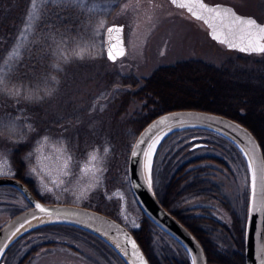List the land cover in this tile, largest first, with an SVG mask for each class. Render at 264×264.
Returning <instances> with one entry per match:
<instances>
[{
  "label": "rangeland",
  "instance_id": "rangeland-1",
  "mask_svg": "<svg viewBox=\"0 0 264 264\" xmlns=\"http://www.w3.org/2000/svg\"><path fill=\"white\" fill-rule=\"evenodd\" d=\"M205 1L229 4L237 12L251 15L260 21L264 18V0ZM48 2L49 0H31L27 13L18 24L17 34L8 56L11 62L16 60L17 52L21 55L27 40L35 35L40 36L43 32L38 33V28H33L31 32L25 33L24 29L28 27L27 18L30 14L35 13L39 23L42 13L49 14L43 7V4L47 5ZM52 3H62L67 8L71 6L78 13L76 15L78 17L80 15V22L76 29L74 27V32H64L65 34L60 37L53 35L54 39L52 36L48 37V34L53 33L44 31L42 33L44 35L41 34L42 39L50 44L48 47L52 49L50 51L59 67L62 69L65 67L61 71L62 74H53L49 78L35 81L32 87L17 81L9 83L7 89H10L11 93L20 91V104L24 112L22 117L13 120L4 118L0 121V172L3 173L0 176H14L20 166L35 192L31 190L40 199L89 207H95L99 203L105 205L112 203V207L125 224L129 227H133V223L138 226L137 209L126 184L130 153L127 144L132 146L136 133L134 135L127 127L129 125L127 121L136 116L142 102L131 99L127 108L116 115L120 105L114 103V98L120 94L121 87L113 83L116 79L114 77L133 75L140 78L150 75L162 65L200 60L227 69L232 79L247 80L251 77L255 79L264 74V65L259 63L264 60V53H245L227 48L211 38L207 26L202 21L193 18L184 8L175 6L170 0H85L81 4H77L76 0H52ZM100 21L105 22V29L112 23L124 25L127 51L117 61L107 59L104 49L105 31L101 29L94 35ZM80 48L87 50L83 59L73 55L74 51ZM64 55L70 58L67 63L63 60ZM200 74L202 73L197 71L181 78L176 77L160 84L158 88L174 100L188 98L205 101L209 87L207 77L199 78ZM54 76L59 81L58 86L51 80ZM46 89L55 90L47 96ZM236 90L235 93L238 92ZM29 92L33 95L30 103L24 99ZM214 92L216 102L224 104L226 98L223 94L229 90L218 87ZM255 94L257 95V97L253 95L255 98L262 97ZM36 96L40 98L36 99ZM37 104L41 107L40 110L33 108ZM87 129L92 136L86 135ZM201 129L175 130L177 132L170 133L172 136L162 140L153 159V168L154 164L156 165L154 172L152 168L154 186L159 184L158 193H162L161 184L163 185L165 179L162 180L158 174L161 161L166 154H171L181 146L174 155V167L170 173L185 160L207 154L220 156L219 154L223 153L227 155L225 165L217 164L212 159L202 164L207 165L208 174L213 178L219 206H222L221 199H225L230 208L224 220L231 222L233 214H237L241 220L246 219L251 192V172L247 159L241 149L225 136L206 128ZM45 135L50 138L48 142L41 139ZM81 135H85L82 144ZM193 138L199 140L189 144V139ZM86 140H91L94 145H85ZM208 141H211L208 146L193 148L197 142ZM53 143L57 145L64 143L66 148L56 152ZM41 144L44 145V150L36 152L34 148ZM220 145L226 148L232 145L240 154L232 158ZM104 147L109 149L107 157H103ZM92 149H99L102 159L93 163L102 171L96 174L95 179L92 174L87 181H83L78 178L80 164ZM15 153L19 159L16 163ZM69 157L72 176L66 178V183L61 185L53 177L60 175L63 161ZM33 168L36 170L32 171ZM85 182L92 186L86 189L84 195H79L78 192ZM0 193L2 195L5 193L6 196H3V201L0 202L1 225L13 214L28 207L29 203L15 187L0 186ZM201 202L203 200L200 198H191L186 204L192 206L202 204ZM159 228L158 226L154 230L153 245L157 252L161 253L164 244L169 241L167 235L161 233ZM37 235L34 234L32 237ZM55 236L56 234L50 233L47 239ZM59 238L67 244L61 242L56 245L40 244L42 240L35 238L32 241L31 239L20 241L4 259V264H18V261L27 255V250L33 243H39V247L25 264H126L113 249L104 247L102 243L86 235L74 238L62 234ZM218 239L225 243L226 247L232 246L227 236L219 233Z\"/></svg>",
  "mask_w": 264,
  "mask_h": 264
},
{
  "label": "trees",
  "instance_id": "trees-1",
  "mask_svg": "<svg viewBox=\"0 0 264 264\" xmlns=\"http://www.w3.org/2000/svg\"><path fill=\"white\" fill-rule=\"evenodd\" d=\"M30 2L31 0H0V69L4 73L0 75V78L3 79V83L0 84V121L4 118L13 120L22 117L24 112L20 104L21 99L19 96H16L14 93H11L10 89H7L9 83L17 81L18 83L22 82L32 87L35 81H40L42 78H49L53 74H62L60 70L53 67L54 65H59V63L51 53V48L48 47L50 44L44 38L42 39L41 34L44 31L53 33L48 34V37L50 38L52 36L51 38L54 39L53 35L60 37L65 34L64 32H74V27L76 29V26L80 22V15L78 17L76 15L78 13L71 6L67 8L62 3L52 2H48L47 5L43 4L44 10L49 12V16L45 12L42 13L40 26L37 29L38 33L43 32L40 36L35 35L32 39L26 41L22 48L23 52L20 55L22 59L18 62L16 60L11 62L8 56L17 34L18 24L27 13ZM38 36L39 38H37ZM16 63H18V68L15 71V75L8 76L9 66L14 67ZM259 63L264 65V60ZM197 71L202 73L198 75L199 78L207 77L206 82L209 88L208 97L205 101L188 98L174 100L171 97L170 99L158 88L160 84H164L170 79L176 77L181 78L186 76V74ZM228 72L230 73L225 68L209 65L200 60H191L179 62L176 65L159 66L150 75L145 77L138 78L133 75L114 77L116 79L113 80V83L121 87L120 94L114 98V103L120 105V108L118 107L116 111V115L127 108L131 99L141 101V109L136 111L135 117L127 121V124H129L127 127L132 130V133L134 132V135L135 133L137 135L149 121L168 110L197 108L213 111L229 116L247 125L257 136L264 152V124H262L264 123V74L255 79L251 77L247 80H241L240 78H230ZM218 87L229 90V92L223 94L226 98L224 104H218L216 102L214 91ZM235 89L238 90L237 93L234 92ZM255 93L260 94L262 97H253V95L257 97ZM33 108L37 110L41 109L39 104ZM187 130L202 129L199 127H186L177 131ZM89 133L90 130L87 129L86 135L92 136ZM172 134L168 135L166 139L172 136ZM84 136L81 135L80 137L82 139L80 140L81 144L83 143ZM197 140L199 139H189V144ZM209 142L211 141L205 142V145L202 147L208 146ZM84 144L89 146L94 145L91 140H86ZM127 146L130 150L131 144H127ZM220 146L232 158L240 154L232 145L230 148H226L224 145ZM181 147L177 148V150L179 151ZM193 148L190 149L192 150ZM177 150L171 154H166L165 158L161 161L162 164L158 174L162 180L165 179L163 185L161 184L163 188L160 186L162 193H158L161 202L200 240L203 245L202 247L205 249L208 264H245V255L243 254L245 250L244 223H246V219L241 220L237 214H233L231 222L224 220L230 208H228L229 206L225 199H221L222 206H219L217 201L219 197L217 196L218 193L215 183L212 180L213 178L208 174L207 165L202 164L203 162L206 163V160L212 159L217 164L225 165L227 155L225 156L223 153H220V156L208 154L196 156L185 160L176 170L170 173V170L174 167L173 158ZM14 159L15 163L19 160L16 153L14 154ZM155 170L156 165L154 164L153 172ZM14 176L24 181L34 191L20 166ZM126 184L133 198V204L137 209L136 212L139 219L138 226L129 228L141 244L150 262L152 264H192L182 244L161 228H159L162 231L161 233L167 235L169 242L164 244V250L161 253L157 252L153 245V234L158 226L142 212L134 200L129 182L127 181ZM191 198H200L203 202L199 206H197L198 204L192 206L187 205L186 202ZM93 208L110 214L125 223L122 217L112 207V203L107 205L99 203ZM50 233H54L56 236L47 239ZM219 233L227 236L232 246L226 247L225 243H222L218 239ZM34 234L38 235L32 237ZM62 234L74 238H78L80 235H86L102 243L104 247L113 249L104 240L86 230L69 224L50 223L34 228L17 239L7 249L0 264H4V259L20 241L23 242L26 239H31L32 241L35 238L42 240L40 244L51 243L56 245L60 242L67 244L59 238ZM24 243L27 244V242ZM38 247L39 243L31 244L27 250V255L24 256L26 258L22 257L18 261V264H25L27 260L33 257ZM113 251L120 257L114 249ZM167 251L170 253H165Z\"/></svg>",
  "mask_w": 264,
  "mask_h": 264
},
{
  "label": "water",
  "instance_id": "water-1",
  "mask_svg": "<svg viewBox=\"0 0 264 264\" xmlns=\"http://www.w3.org/2000/svg\"><path fill=\"white\" fill-rule=\"evenodd\" d=\"M187 2L188 0H177V3L174 5L179 7L178 5L180 3ZM203 2L209 6L222 5L234 10V12L239 16L251 17V15H245L237 12L233 9L234 7L229 4L210 3L205 0H203ZM184 9L193 18L197 19L188 11L187 8ZM251 18L254 17L252 16ZM254 19L258 23L264 24V18L262 21L257 20L256 18ZM200 21L207 26L209 34L214 40L216 39L213 37L211 25L215 24L217 26L218 30L215 33L216 35H220L221 31H226V29L220 25L219 21ZM226 23L227 21H225V24ZM111 26L122 27L123 31L119 35L123 40L126 54L127 47L124 38V25L112 23L107 27ZM106 40L107 34L104 32L105 52L107 51V45L105 43ZM216 41L219 42L218 40ZM224 45L229 48L227 44ZM229 49L240 51L237 48ZM122 57L123 56L118 57L115 61ZM165 117H167L166 121L164 123H159L161 119ZM186 127H201L215 131L235 143L241 149L243 154L247 152L249 154L246 158L247 160L249 158L254 159V167H257L255 206H260L261 202L264 201V188L261 186L259 174V165L261 161H264V153L257 136L247 125L221 113L197 108H178L165 111L149 121L136 135L128 158V181L137 205L150 220L168 232L183 245L191 259L192 264L193 258H195V264H208L207 255L200 240L181 220H179L162 204L156 194L154 184L152 183L151 188L147 186L146 174L142 172V164L138 162L140 158L134 159L131 157V151L135 148L139 141H146L144 144L140 145V148L146 149L148 144L152 142V139L159 137V142L155 148L156 152L158 146L165 137L177 129ZM203 145H205V143L198 142L194 144L193 147H201ZM135 150L139 151V149ZM253 152H255V157L253 156ZM0 185H10L17 188L25 196L29 203L28 207L15 213L0 226V263L7 249L28 231L45 224L63 223L76 226L98 236L111 246L126 262V264H140V260L138 258L132 255L125 256L123 254V250L125 248H127L130 253L132 251L131 246L125 239L126 234L136 242L138 251L142 254L143 259L147 262V264H152L132 230L117 218L88 206L44 201L36 196L24 181L15 176H0ZM250 202L251 192L249 207ZM36 203H41L45 208L55 210L54 214L49 215L46 212L39 211L35 207ZM249 207L248 213H246V223H244L245 250L243 255H245V264H262V261H264V210L259 213H251L249 212ZM21 225H23V227H21ZM18 229L19 231H17ZM13 233H15V235H13ZM117 245H119V247H117Z\"/></svg>",
  "mask_w": 264,
  "mask_h": 264
},
{
  "label": "snow or ice",
  "instance_id": "snow-or-ice-1",
  "mask_svg": "<svg viewBox=\"0 0 264 264\" xmlns=\"http://www.w3.org/2000/svg\"><path fill=\"white\" fill-rule=\"evenodd\" d=\"M52 0H49L51 3ZM85 0H76L77 4L84 3ZM173 4L177 3V0H171ZM191 5V6H190ZM180 8H187L190 13L194 17L200 20H212L219 21L220 25L223 26L226 31H221L220 35H216L218 28L215 24L211 25L213 30V37L218 40L220 43L227 44L229 48H237L243 52H255V53H264V24L258 23L254 18L251 17H242L237 15L234 10L227 8L222 5H214L209 6L204 3L203 0H188L187 3H180L178 5ZM35 7V5H33ZM198 10V11H197ZM225 21L227 23L225 24ZM103 21L99 22V28L96 30L95 34H98L101 29H103L107 34V40L105 41L107 45L106 56L107 59L115 61L118 57L125 55V48L123 45V40L119 35L123 29L120 26H111L104 28ZM28 27L24 29V32H31L33 28H38L40 26L39 19L35 13H32L27 18ZM35 33H33L34 35ZM223 37V38H222ZM23 39V37H21ZM86 49L80 48L77 51H74L73 55L79 59H83L86 53ZM22 57L20 53H16V61L18 62ZM69 57L67 55L63 56V60L65 63L69 61ZM53 67L57 68L60 71H63L59 65H54ZM18 68V63L15 66H9V70L7 72L8 76H14L15 71ZM3 70L0 69V75H3ZM52 82L57 84L55 77L51 78ZM3 83V79L0 78V84ZM16 96L20 95V91L17 90L14 93ZM32 94V93H31ZM52 91L49 89L45 90V95L50 96ZM33 97V95H32ZM39 99V96L35 97ZM167 117L162 118L159 123H164ZM30 127V126H29ZM146 141L141 140L135 146V148L131 151V157L136 159L140 158L138 162L142 164V172L146 174V184L149 188L152 187V168H153V157L155 155V148L157 143L159 142V137L152 139V142L148 144L146 149L140 148V145L144 144ZM139 149V151L135 150ZM97 154L93 155V160L96 161L98 159H102L99 155V149L96 150ZM109 153V149L107 147L103 148V157H107ZM245 157H248V153H244ZM253 156L255 157V152H253ZM70 159V157H69ZM248 168L251 172L250 184H251V202L249 207V212L251 213H259L264 210V201L261 202L260 206H255V190H256V181H257V167H254V159L249 158L247 160ZM33 171V170H32ZM102 171V169L94 167L93 178H96V174ZM3 173L0 172V175ZM259 174L261 179V186L264 188V161H261L259 165ZM51 191V189H49ZM122 198V194H121ZM36 209L41 212H46L49 215H53L55 210L45 208L41 203L35 204ZM35 218V217H33ZM133 223V227H136ZM23 227V225H21ZM19 231V229L17 230ZM15 235V233H13ZM107 235V234H106ZM125 239L127 243L131 246V253L127 248L123 250V254L125 256L132 255L140 260V264H147V262L143 259V256L138 251V246L134 240L128 237L125 234ZM119 247V245H117ZM193 264H195V258H193ZM264 264V261H262Z\"/></svg>",
  "mask_w": 264,
  "mask_h": 264
},
{
  "label": "clouds",
  "instance_id": "clouds-1",
  "mask_svg": "<svg viewBox=\"0 0 264 264\" xmlns=\"http://www.w3.org/2000/svg\"><path fill=\"white\" fill-rule=\"evenodd\" d=\"M55 79L57 81V86H58L59 81L56 77H55ZM49 90L54 91L55 89H49ZM24 99L31 102L33 99L31 92L27 93L25 95ZM41 139L44 142H48L50 138L47 135H45V136L41 137ZM52 146L55 148L56 152H61L66 148V144H64V143H61L59 145L53 143ZM34 150L36 152H42L44 150V145L41 144L39 147H35ZM94 154H97L96 150L95 149L90 150L89 153L87 154V157L81 161L80 172H79V177H78L80 180L87 181L90 178V176L93 174L94 167H95L93 162L98 161V160H96V161L93 160ZM69 164H70V159H65L63 161V166L60 168V175L53 177V179L57 183L64 185L66 183V178H70L72 176V171L70 170ZM32 170L35 171L36 169L33 168ZM91 186L92 185L90 183L85 182L82 185L81 189L79 190L78 194L84 195L86 189L91 187Z\"/></svg>",
  "mask_w": 264,
  "mask_h": 264
},
{
  "label": "flooded vegetation",
  "instance_id": "flooded-vegetation-1",
  "mask_svg": "<svg viewBox=\"0 0 264 264\" xmlns=\"http://www.w3.org/2000/svg\"><path fill=\"white\" fill-rule=\"evenodd\" d=\"M0 186H4V185H0ZM155 189H156V192H157V195H158V198H159V200H160V196H159V194H158V189H159V184H157L156 186H155ZM5 195V193L2 195V193H0V202H2L3 201V196ZM4 197H6V196H4ZM161 201V200H160ZM200 204H198L197 206H199ZM1 226V225H0Z\"/></svg>",
  "mask_w": 264,
  "mask_h": 264
}]
</instances>
